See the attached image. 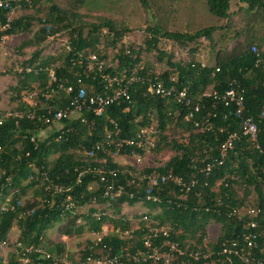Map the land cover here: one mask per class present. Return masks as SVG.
Returning <instances> with one entry per match:
<instances>
[{
  "label": "trees",
  "instance_id": "obj_1",
  "mask_svg": "<svg viewBox=\"0 0 264 264\" xmlns=\"http://www.w3.org/2000/svg\"><path fill=\"white\" fill-rule=\"evenodd\" d=\"M86 1H18L0 8V40L31 33L39 25L32 39L21 45L34 46L35 50L12 72L15 83L8 87L11 102L18 100L16 110L24 115H0V245L8 242L14 227L18 230L16 243L20 244L8 254L7 264H24L27 259L25 264H63L45 259L33 249L62 255L63 244H47L50 231L64 236L81 235L85 230L100 234L105 225L116 233L88 242L80 253L81 262L88 257L112 258L121 252L134 254L143 249L153 229L164 228L167 236L159 233L155 242L170 241L183 252L173 253L171 264H242L236 257L218 261L217 252L223 243L248 232V223L253 221L260 226L258 244L264 249V0H239L234 12L231 0H205L208 14L219 24L194 31L185 25L181 32L157 24L147 29L150 36L138 46L123 44L122 39L132 29L116 18L85 10ZM163 1L140 3L153 18L156 15L150 3L165 14ZM12 10L17 16L11 15ZM57 34L67 37V46L56 55L43 56L42 45ZM161 38L185 49L186 58L175 60L173 53L158 46ZM202 39L209 45L205 63L199 57ZM101 44L115 49L112 65L106 63L99 72L95 67L89 71L88 55L107 59ZM156 65L166 70L157 72ZM102 75L116 77L117 82L108 85ZM131 77L139 79L127 84ZM147 78L173 89L171 94L148 93ZM77 79L83 81L89 94L126 86L128 99L107 106L101 116L84 111L85 123L64 119L55 126L26 117L25 113L33 110L21 100V93L37 91L39 107L61 108L69 97L57 90V85L75 84ZM231 83L242 91L240 115L233 104L219 98ZM52 88L59 98L44 96ZM181 90L186 91L190 105L177 102L176 93ZM196 103L200 109L190 116ZM35 112L37 116L44 113L39 109ZM248 118L258 127L259 148L243 135L241 122ZM150 125L156 130L152 154L157 163L154 160L142 169L135 168L125 163L128 157L148 154L136 146L117 148L115 144L122 139L134 140ZM49 128L48 137L40 139ZM231 134L237 137L234 148L222 158L221 145ZM105 141L110 144L94 150L97 143ZM114 155L124 163L117 162ZM207 165H211L209 173ZM96 169L106 175L118 171V176L115 182L110 176L101 181ZM144 175H171L184 185L168 181L152 187L147 180H140ZM193 180L197 183L190 187ZM118 185L123 187L119 195ZM135 206L147 211L140 216L138 229L130 232L124 209ZM257 208L260 215L246 214ZM212 225L219 226L215 238L209 237ZM127 232L131 238L123 236ZM29 247L32 249L26 252ZM195 253L200 254V260H194ZM149 263L123 258V264Z\"/></svg>",
  "mask_w": 264,
  "mask_h": 264
},
{
  "label": "built area",
  "instance_id": "obj_2",
  "mask_svg": "<svg viewBox=\"0 0 264 264\" xmlns=\"http://www.w3.org/2000/svg\"><path fill=\"white\" fill-rule=\"evenodd\" d=\"M18 1H24L27 3H30L32 0H7L6 2H3L0 0V8L3 7L4 4L6 6L9 2H18ZM14 10H12L13 12ZM7 26V25H6ZM5 26V27H6ZM4 29V27H3ZM51 37H59V34ZM50 38V37H48ZM62 46H67V40L64 41ZM253 52L257 53L256 49H252ZM258 56V55H257ZM87 61V68L89 71H92L93 67L96 68V70L101 71L104 67L105 63L95 54H90L86 58ZM259 59L257 60L256 64H258ZM166 70V67L163 69ZM52 81L55 82V77L53 73L50 75ZM104 81L108 83V85H112L113 82H117L116 77H108L106 75L101 76ZM138 77H131L127 80V84L132 83L136 80H138ZM148 83L147 92L150 94H162V95H170L173 89H166L164 88L163 84L161 82L153 83L150 78L146 79ZM57 90L62 91L65 95L69 97L67 104L65 107L61 108H55L53 106H45V107H39V103L35 105H29L25 101V95L31 94L30 92H25L21 94V100L24 101L28 106L32 108V112H26L25 115L27 118L33 120L38 119V121L45 123L47 125H58L61 123L64 119H80L82 123H85V118H82V113L88 112L92 114L93 116H101L105 108L117 100L123 98L128 99L127 95V87H119L117 89H112V91H109V93H94L89 94L87 91L86 86L84 85L83 81L81 79H77L75 84H70L65 86L62 83H59L57 85ZM57 91L55 88H52L50 92H47L44 94V96H56ZM221 100L225 101L226 104H233L237 115H240L243 108H244V99L242 95V91L238 90V86L235 83H231L229 88L225 90V92L219 97ZM176 100L178 103L182 105H190L191 100L189 97H187L186 91L181 90L176 93ZM39 109V111H43L41 115L37 116L35 110ZM200 109V106L196 103L193 107V112L190 113V116L192 113L198 112ZM24 115L23 112H15V113H8L3 116V118L9 117V116H15V117H22ZM242 124V131L243 135H246L249 137V139L256 144V147L259 148L257 145L258 140V127L256 123L252 119H244L241 122ZM155 127L154 125H150L148 127H144L141 129V131L137 134L136 138L133 140L131 139H122L118 141L115 146L117 148L125 146H136L146 154L147 156H152V149L155 147ZM107 138H110L109 135ZM236 134H231L229 137L225 140V142L221 145V156L222 158H225V156L233 150L234 148V141L236 140ZM33 141V139H32ZM109 141H105L103 143H97L95 145L94 150H100L104 147V145H109ZM127 156H125L126 158ZM143 157L138 153H133L130 157H128L127 161H130L132 165L135 166V168H139L138 165L142 162ZM91 169H88L86 171H90ZM96 171L100 175V180L104 181L106 176H110L113 182L118 176V171H110L108 175L104 173L101 169H96ZM211 171V165H207L206 172L209 173ZM145 179L147 180L148 184L152 187H157L159 185H163L168 181H172L174 184L180 186L184 185V183L179 179L178 177H174L171 175H157V176H141L140 180ZM134 180H132L133 182ZM197 182L192 181L190 184V187L195 185ZM123 187L121 185L117 186V194L119 195L122 192ZM155 200V199H153ZM246 214L249 216H258L261 214V209H250ZM249 231L243 233L240 238L230 241L227 243H223L221 245L220 250L217 252V255L220 256L218 258V261L221 260L222 257H225L226 259L231 260V258L236 257L239 261L242 262V264H264V249L261 248L258 244L259 239L261 238L262 232H260V226L258 222L253 221L248 223ZM262 229H264V223L262 225ZM163 233L165 236H167L166 229L160 228V229H153L152 234L147 237V239L144 241L143 249H137L135 250V253L132 254L130 252H121L119 255H115L112 258L106 257V258H91L88 257L85 262H80L79 264H123V258L124 257H130L135 262H150V264H171L172 260V254L178 253L179 255H182L183 252L177 247L176 244L171 243L170 241H164V242H155V239L158 238V234ZM18 247H20V244H18ZM32 248L25 249L26 252H30ZM164 249H168V251H164ZM36 251L40 256L44 257L45 259H53L54 261L62 262L63 264H70L68 262H65L61 260L60 257H53L43 249H33ZM259 254V256H258ZM200 254L195 253V256H193L194 260L198 261L200 260ZM192 257V255L190 254ZM203 258H206V255L203 256Z\"/></svg>",
  "mask_w": 264,
  "mask_h": 264
},
{
  "label": "rangeland",
  "instance_id": "obj_3",
  "mask_svg": "<svg viewBox=\"0 0 264 264\" xmlns=\"http://www.w3.org/2000/svg\"><path fill=\"white\" fill-rule=\"evenodd\" d=\"M162 3L163 9H165V14H163V12H161L159 9L156 10L155 7L150 3L149 6L154 10L156 15L153 18L150 17V13L147 14L145 12L144 8L141 6L140 0H87L85 10L94 14L98 13L120 20L128 28L132 29V32L124 36V38L122 39L123 44H132L135 46L142 45L144 40L150 36L147 29L157 24L165 30L181 32L185 30V25L189 26V31H194L203 27L210 26L212 24L215 25L220 23L208 14L205 0H173L172 3H170V0H164ZM237 5L238 4H236V7ZM234 11L237 10L234 9ZM11 15L17 16L16 10ZM38 28L39 25H36L32 29L31 33L4 36L0 40L1 116H4L8 113L18 112V110L16 109L19 108V101L17 100L16 102H11L8 87L15 83L12 72L16 69H19L20 63L24 59L29 58L31 53L35 50L34 46H26L24 48H21L22 43L31 40ZM66 40L67 37L65 35L60 37L48 38L42 45V55H56L60 51L62 44ZM218 41L221 42L220 37H218ZM200 43H202V47L199 57L205 63V57L209 50V45L205 39L200 40ZM158 46L168 53H173L175 60H184L186 58L185 49L179 47L173 41L161 38ZM100 49H102V51H105L107 55V59L103 62L105 64L107 63L112 65L111 61L115 53V49L108 46L105 48L103 44L100 45ZM164 68L165 66L163 65H156L157 72H160ZM35 86L36 85H33L34 89H36ZM36 92L37 91H33V93L30 92L31 94L25 95V101H27L26 103H28L29 105H35V103L38 104V100L35 98ZM50 132L51 128L42 132L39 136L40 139H45L46 137H48V134ZM114 157L117 162L122 164L124 163V160L119 159L118 156L114 155ZM168 157L169 155L167 154L164 159H167ZM53 158L54 156H51L50 159L52 160ZM154 158V155L145 156L138 167L142 169L145 165L153 163L154 160L156 164L157 158ZM126 162L132 163L130 161H125V163ZM144 211H147V209L139 206L124 209V214L130 222V232L138 229L141 220L140 216ZM130 232L125 233L123 236L131 238L132 235L130 234ZM113 233L116 232L110 225L103 226L102 232L100 234L90 233L85 230L81 235L64 236L57 230H52L47 234V244L50 243V246L53 244H63L65 247L64 254L60 256L56 255L55 257H60L61 260L70 264H79L81 262L80 253L87 247L88 242L99 241L102 236L111 235ZM218 233L219 226H210V238H215ZM17 238L18 230L16 229V227H14L9 233L8 242L6 244L0 245V255L3 258V264H7L8 254L14 251L16 245L18 246V243H16ZM27 262L28 259L23 261L24 264Z\"/></svg>",
  "mask_w": 264,
  "mask_h": 264
},
{
  "label": "water",
  "instance_id": "obj_4",
  "mask_svg": "<svg viewBox=\"0 0 264 264\" xmlns=\"http://www.w3.org/2000/svg\"><path fill=\"white\" fill-rule=\"evenodd\" d=\"M239 3V0H231L230 1V8L231 12H234V9L238 10V7H236V4Z\"/></svg>",
  "mask_w": 264,
  "mask_h": 264
},
{
  "label": "clouds",
  "instance_id": "obj_5",
  "mask_svg": "<svg viewBox=\"0 0 264 264\" xmlns=\"http://www.w3.org/2000/svg\"><path fill=\"white\" fill-rule=\"evenodd\" d=\"M48 253V252H47ZM51 255V254H50ZM53 256V255H52ZM58 256H60V255H58ZM53 257H55V256H53Z\"/></svg>",
  "mask_w": 264,
  "mask_h": 264
}]
</instances>
